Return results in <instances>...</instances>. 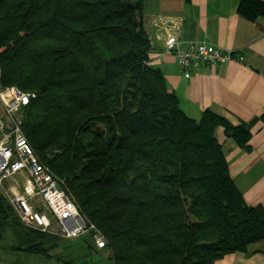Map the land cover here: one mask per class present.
Wrapping results in <instances>:
<instances>
[{
	"label": "trees",
	"instance_id": "trees-1",
	"mask_svg": "<svg viewBox=\"0 0 264 264\" xmlns=\"http://www.w3.org/2000/svg\"><path fill=\"white\" fill-rule=\"evenodd\" d=\"M143 7L144 0H0V87L36 95L23 111L24 133L104 235L112 264L249 255L264 244V208L245 202L217 130L246 148L250 128L211 111L199 120L185 114L149 66ZM238 12L255 22L264 1L242 0ZM0 195V250L11 236L12 251L53 258L67 240L26 227Z\"/></svg>",
	"mask_w": 264,
	"mask_h": 264
},
{
	"label": "crops",
	"instance_id": "crops-1",
	"mask_svg": "<svg viewBox=\"0 0 264 264\" xmlns=\"http://www.w3.org/2000/svg\"><path fill=\"white\" fill-rule=\"evenodd\" d=\"M241 1L144 0L142 25L151 45L149 66L163 73L188 117L199 120L211 111L234 126L250 128L246 148L227 137L224 128L217 130V138L247 205L264 208V17L245 19L238 12ZM167 35L176 36L182 49L207 43L232 51L238 60L213 67L200 64L186 77L176 55L166 53ZM217 264H264V244Z\"/></svg>",
	"mask_w": 264,
	"mask_h": 264
},
{
	"label": "built area",
	"instance_id": "built-area-1",
	"mask_svg": "<svg viewBox=\"0 0 264 264\" xmlns=\"http://www.w3.org/2000/svg\"><path fill=\"white\" fill-rule=\"evenodd\" d=\"M165 42L166 53L176 55L186 77L191 67L200 64L213 67L238 60L232 51L207 43L193 42L182 49V42L173 35H167ZM35 97L16 87H0V187L26 227L65 240L89 236L97 249L104 250L108 247L104 235L79 209L65 180L37 156L24 133L23 111ZM16 177H24V184L7 188ZM55 223L57 232L52 229Z\"/></svg>",
	"mask_w": 264,
	"mask_h": 264
},
{
	"label": "rangeland",
	"instance_id": "rangeland-1",
	"mask_svg": "<svg viewBox=\"0 0 264 264\" xmlns=\"http://www.w3.org/2000/svg\"><path fill=\"white\" fill-rule=\"evenodd\" d=\"M0 111L2 112V104L0 103ZM25 180L16 177L10 180L8 186H15L17 183L23 184ZM7 186V187H8ZM0 193L4 194V190L0 187ZM53 232H57L56 223L53 224ZM65 241V240H63ZM92 240L89 236H84L74 240H67L63 244V248L54 252L53 258H45L43 256L29 255L27 253L12 251L9 249L15 244L13 237H6L2 243L3 248L0 250V264H66L70 260H75L77 264H112L109 258L108 250H90L89 244ZM64 245L67 249L64 248Z\"/></svg>",
	"mask_w": 264,
	"mask_h": 264
},
{
	"label": "water",
	"instance_id": "water-1",
	"mask_svg": "<svg viewBox=\"0 0 264 264\" xmlns=\"http://www.w3.org/2000/svg\"><path fill=\"white\" fill-rule=\"evenodd\" d=\"M0 197H1V195H0Z\"/></svg>",
	"mask_w": 264,
	"mask_h": 264
}]
</instances>
